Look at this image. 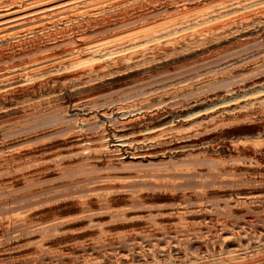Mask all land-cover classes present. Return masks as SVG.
I'll return each instance as SVG.
<instances>
[{"label": "bare ground", "instance_id": "6f19581e", "mask_svg": "<svg viewBox=\"0 0 264 264\" xmlns=\"http://www.w3.org/2000/svg\"><path fill=\"white\" fill-rule=\"evenodd\" d=\"M0 264H264V0H0Z\"/></svg>", "mask_w": 264, "mask_h": 264}]
</instances>
